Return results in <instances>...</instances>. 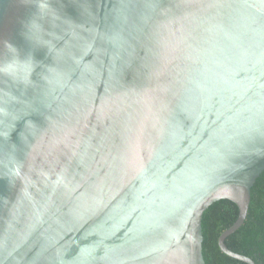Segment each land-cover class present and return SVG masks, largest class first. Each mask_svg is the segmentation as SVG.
<instances>
[{"label": "water", "instance_id": "1", "mask_svg": "<svg viewBox=\"0 0 264 264\" xmlns=\"http://www.w3.org/2000/svg\"><path fill=\"white\" fill-rule=\"evenodd\" d=\"M0 109V264H257L264 0H0Z\"/></svg>", "mask_w": 264, "mask_h": 264}, {"label": "trees", "instance_id": "2", "mask_svg": "<svg viewBox=\"0 0 264 264\" xmlns=\"http://www.w3.org/2000/svg\"><path fill=\"white\" fill-rule=\"evenodd\" d=\"M238 205L228 199L213 203L203 216V253L206 264H248L223 252L218 244L220 234L238 218ZM229 248L264 264V172L251 192V203L243 225L226 240Z\"/></svg>", "mask_w": 264, "mask_h": 264}, {"label": "clouds", "instance_id": "3", "mask_svg": "<svg viewBox=\"0 0 264 264\" xmlns=\"http://www.w3.org/2000/svg\"><path fill=\"white\" fill-rule=\"evenodd\" d=\"M5 47L6 48H9V49H15L10 43H8V42H5ZM16 50V49H15ZM4 110L3 109H0V112H3ZM29 124H31V122H29ZM15 127V126H14ZM23 136H24V133L22 132L21 133V137L23 138Z\"/></svg>", "mask_w": 264, "mask_h": 264}]
</instances>
